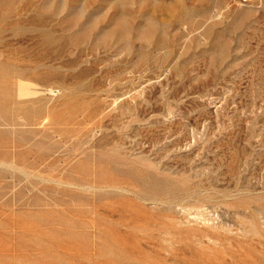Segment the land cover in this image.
Masks as SVG:
<instances>
[{
    "label": "rangeland",
    "instance_id": "374dc122",
    "mask_svg": "<svg viewBox=\"0 0 264 264\" xmlns=\"http://www.w3.org/2000/svg\"><path fill=\"white\" fill-rule=\"evenodd\" d=\"M0 264H264V0H0Z\"/></svg>",
    "mask_w": 264,
    "mask_h": 264
}]
</instances>
